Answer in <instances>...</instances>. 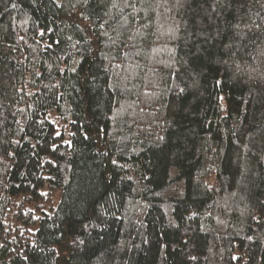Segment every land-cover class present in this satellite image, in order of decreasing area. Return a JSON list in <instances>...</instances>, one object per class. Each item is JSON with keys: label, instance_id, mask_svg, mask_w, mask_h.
Wrapping results in <instances>:
<instances>
[{"label": "trees", "instance_id": "1", "mask_svg": "<svg viewBox=\"0 0 264 264\" xmlns=\"http://www.w3.org/2000/svg\"><path fill=\"white\" fill-rule=\"evenodd\" d=\"M0 264H264V0H0Z\"/></svg>", "mask_w": 264, "mask_h": 264}, {"label": "rangeland", "instance_id": "2", "mask_svg": "<svg viewBox=\"0 0 264 264\" xmlns=\"http://www.w3.org/2000/svg\"><path fill=\"white\" fill-rule=\"evenodd\" d=\"M58 3H61L62 2V0H56ZM58 200H59V198H58Z\"/></svg>", "mask_w": 264, "mask_h": 264}]
</instances>
